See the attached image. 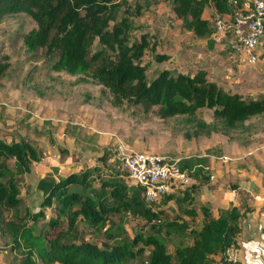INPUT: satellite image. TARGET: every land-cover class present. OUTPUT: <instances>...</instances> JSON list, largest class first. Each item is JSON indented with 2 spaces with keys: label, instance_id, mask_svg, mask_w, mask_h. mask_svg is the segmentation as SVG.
Instances as JSON below:
<instances>
[{
  "label": "trees",
  "instance_id": "obj_1",
  "mask_svg": "<svg viewBox=\"0 0 264 264\" xmlns=\"http://www.w3.org/2000/svg\"><path fill=\"white\" fill-rule=\"evenodd\" d=\"M128 3L0 0V19L9 13L29 15L36 27L23 34L24 46L29 51L44 49L58 72L93 78L110 91L115 106L128 102L163 118L210 109L227 129L264 115V90L258 95L230 91L211 80L205 68L193 73L163 68L148 79L142 58L158 42L149 32L128 42ZM172 3L183 30L210 37L215 14L232 15L243 0ZM208 5L213 6L214 16L205 15ZM123 7L125 15L118 21ZM96 40L113 53L92 52ZM6 68L7 62L0 63V75ZM39 160V152L30 142L9 143L0 138V235L13 253L23 255L21 264H130L135 259L140 264H220L227 245L237 242L250 210L240 192L238 203L225 216L213 217L210 207L202 206L203 224L197 226L193 221L198 215L195 194L174 198L169 192L149 200L120 164L103 165L98 160L53 178L39 201L27 200L19 180L23 175L33 178L34 163ZM180 167L191 169L190 160L181 159ZM193 176L198 182H192L193 192L209 181L196 170ZM127 214L141 224L133 235L115 226L112 218ZM88 233H105L108 241L100 245L88 239ZM172 237L178 241L169 250Z\"/></svg>",
  "mask_w": 264,
  "mask_h": 264
},
{
  "label": "rangeland",
  "instance_id": "obj_2",
  "mask_svg": "<svg viewBox=\"0 0 264 264\" xmlns=\"http://www.w3.org/2000/svg\"><path fill=\"white\" fill-rule=\"evenodd\" d=\"M128 2V42L143 32L154 34L158 42L155 50L147 51L142 58L148 79L163 68L188 73L205 68L211 80L230 91L258 95L264 90L263 60L242 65L237 54L229 50L226 39L219 44L212 36L197 37L183 30L172 0ZM124 9L118 21L125 15ZM206 10L208 17L214 16L210 5ZM33 27L36 22L25 13H9L0 19V63L7 62L0 75V138L9 143L28 141L40 155L34 163L33 178L23 175L19 180L27 200L39 201L53 178L79 170L85 163L98 160L103 165L116 162L122 166L120 145L128 150L190 160L193 171L202 172L208 179H212V167L223 172L222 179L231 180L235 178L234 170L241 169L243 176L246 163L251 162L250 166L264 160V115H255L244 125L227 129L210 109L197 115L163 118L128 102L115 106L110 91L93 78L58 72L44 49L29 51L23 34ZM91 50L113 53L98 40ZM228 166L231 168L226 169ZM188 172L193 182V172ZM192 182L178 188V195L186 189L188 192ZM194 203L201 212L200 202ZM112 218L115 226L123 227L130 235L141 229L129 214ZM193 221L196 224L197 220ZM86 236L100 245L108 241L105 233ZM177 241V237L171 238L169 250ZM22 258L0 235V264H21ZM140 263V259L130 262Z\"/></svg>",
  "mask_w": 264,
  "mask_h": 264
},
{
  "label": "built area",
  "instance_id": "obj_3",
  "mask_svg": "<svg viewBox=\"0 0 264 264\" xmlns=\"http://www.w3.org/2000/svg\"><path fill=\"white\" fill-rule=\"evenodd\" d=\"M213 39H226L242 65H253L264 46V0H243L242 7L231 14H215ZM119 159L131 181L143 188L149 200L159 199L176 187L188 185L192 177L180 167V158L146 151L128 150L120 145ZM220 264H243L237 242L224 250Z\"/></svg>",
  "mask_w": 264,
  "mask_h": 264
},
{
  "label": "crops",
  "instance_id": "obj_4",
  "mask_svg": "<svg viewBox=\"0 0 264 264\" xmlns=\"http://www.w3.org/2000/svg\"><path fill=\"white\" fill-rule=\"evenodd\" d=\"M211 8L213 9L212 5ZM205 15L207 16V10H205ZM260 59L264 61V46L260 47ZM250 163H246L242 168L243 176L239 169L234 170V179H222L223 172L212 167V179L198 187L196 191L193 192L190 187L188 192H184V190L178 195L177 189L181 187L179 186L171 192L174 194V198L195 194L194 201L198 200L201 207L209 206L213 217L227 215L230 208L238 203L240 192H243L250 205V210L243 219L242 230L237 237L241 260L243 264H264V160L248 166ZM260 165L261 167H258ZM228 168L231 167H226V169ZM252 168H255L257 172H254L255 169ZM194 169L190 170L193 172ZM193 183H198L195 178ZM195 219L197 226L203 224L202 213L199 210Z\"/></svg>",
  "mask_w": 264,
  "mask_h": 264
}]
</instances>
